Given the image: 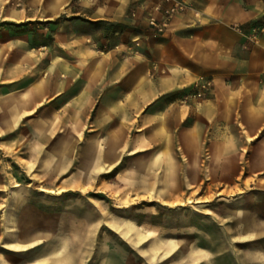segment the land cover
Listing matches in <instances>:
<instances>
[{
  "label": "rangeland",
  "instance_id": "rangeland-1",
  "mask_svg": "<svg viewBox=\"0 0 264 264\" xmlns=\"http://www.w3.org/2000/svg\"><path fill=\"white\" fill-rule=\"evenodd\" d=\"M99 1L0 0V87L43 81L82 95L95 90L104 54L139 57L124 19L98 10L114 2ZM198 91L179 94L199 100ZM46 107L0 128V264L264 262V163L247 160L253 145L230 146L244 157L220 175L207 144L159 127L171 125L159 105L145 123L147 109L133 126L119 122L116 145L94 111ZM195 149L200 159H189Z\"/></svg>",
  "mask_w": 264,
  "mask_h": 264
},
{
  "label": "crops",
  "instance_id": "crops-1",
  "mask_svg": "<svg viewBox=\"0 0 264 264\" xmlns=\"http://www.w3.org/2000/svg\"><path fill=\"white\" fill-rule=\"evenodd\" d=\"M107 1L114 2V8L98 10L122 17L132 41L146 30L155 0L99 2L102 6ZM186 1L192 9L174 17L159 38L143 41L139 57L132 61L116 55L100 57L107 62L100 77H95L94 91L82 95L58 92L43 81L20 92L0 87V128L12 132L25 115L42 105L52 113L85 107L86 112L94 111L97 128L106 130V140L116 145L119 122L133 126L134 114L147 109L140 119L145 123L159 105V114L165 112L171 123L159 127L180 128L177 139L189 135L195 139L193 144H207V159L217 162V174H224V162L239 165L243 159L239 149L230 153L232 145H253L247 160L264 163V31L252 37L255 27L264 26V0ZM201 80L210 84L203 98L183 100L179 93L190 94ZM189 119L191 124L183 127ZM198 152L195 149L189 159H200ZM255 264L264 262L255 260Z\"/></svg>",
  "mask_w": 264,
  "mask_h": 264
},
{
  "label": "built area",
  "instance_id": "built-area-1",
  "mask_svg": "<svg viewBox=\"0 0 264 264\" xmlns=\"http://www.w3.org/2000/svg\"><path fill=\"white\" fill-rule=\"evenodd\" d=\"M191 9V4L186 0H155L152 13L147 16L146 36L133 40L135 52L141 47L144 39L154 40L159 38L168 29L174 17ZM261 31H264V27L254 28L252 37L255 38L256 34ZM196 87L199 88V91L195 96L200 98L208 90L210 84L201 80Z\"/></svg>",
  "mask_w": 264,
  "mask_h": 264
}]
</instances>
